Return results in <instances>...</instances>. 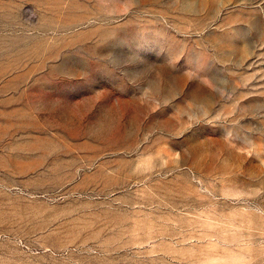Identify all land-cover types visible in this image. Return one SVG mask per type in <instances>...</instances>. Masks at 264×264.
<instances>
[{"label": "rangeland", "instance_id": "obj_1", "mask_svg": "<svg viewBox=\"0 0 264 264\" xmlns=\"http://www.w3.org/2000/svg\"><path fill=\"white\" fill-rule=\"evenodd\" d=\"M53 262L264 264V0H0V264Z\"/></svg>", "mask_w": 264, "mask_h": 264}, {"label": "bare ground", "instance_id": "obj_2", "mask_svg": "<svg viewBox=\"0 0 264 264\" xmlns=\"http://www.w3.org/2000/svg\"><path fill=\"white\" fill-rule=\"evenodd\" d=\"M3 250V249H2ZM3 256V255H2ZM18 256V255H17ZM53 257V256H52ZM10 258V257H9ZM56 258V257H55ZM5 261H6V259H5ZM10 261H13V260H10ZM15 261V260H14ZM28 261H29V259H28ZM52 261V260H51ZM62 261V260H61ZM21 262V261H20ZM6 263V262H5ZM10 263V262H9ZM54 263V262H53ZM62 263V262H61ZM18 264H26V263H18ZM29 264V263H28ZM38 264H47V263H38ZM49 264V263H48ZM54 264H56V263H54Z\"/></svg>", "mask_w": 264, "mask_h": 264}]
</instances>
